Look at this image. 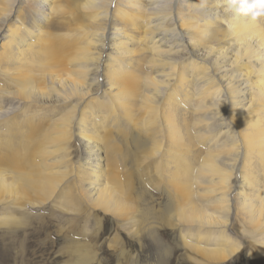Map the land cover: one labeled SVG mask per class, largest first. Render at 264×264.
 Masks as SVG:
<instances>
[{"label":"bare ground","instance_id":"1","mask_svg":"<svg viewBox=\"0 0 264 264\" xmlns=\"http://www.w3.org/2000/svg\"><path fill=\"white\" fill-rule=\"evenodd\" d=\"M224 9L0 0L1 234L99 209L159 264L177 241L219 264L235 221L264 233V22Z\"/></svg>","mask_w":264,"mask_h":264},{"label":"rangeland","instance_id":"2","mask_svg":"<svg viewBox=\"0 0 264 264\" xmlns=\"http://www.w3.org/2000/svg\"><path fill=\"white\" fill-rule=\"evenodd\" d=\"M13 217L20 227L0 233L4 237V243L0 242V264H159L156 251L146 244L140 247L131 233L121 229L112 216L99 209L83 213L66 208L56 212L49 210L31 221L18 214ZM233 225L243 246L235 257L219 264H264V233L256 230L246 238L240 220ZM159 232L163 240L173 235L167 229ZM176 244L166 264H211L188 251L183 259V251L178 247L182 243L177 241ZM124 253L129 254L132 261L124 257Z\"/></svg>","mask_w":264,"mask_h":264},{"label":"clouds","instance_id":"3","mask_svg":"<svg viewBox=\"0 0 264 264\" xmlns=\"http://www.w3.org/2000/svg\"><path fill=\"white\" fill-rule=\"evenodd\" d=\"M225 11L248 23L264 22V0H223Z\"/></svg>","mask_w":264,"mask_h":264}]
</instances>
